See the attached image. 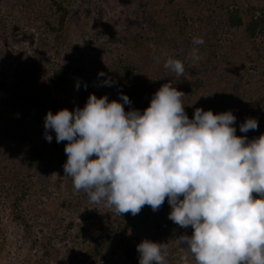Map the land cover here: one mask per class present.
Masks as SVG:
<instances>
[{
	"label": "rangeland",
	"instance_id": "374dc122",
	"mask_svg": "<svg viewBox=\"0 0 264 264\" xmlns=\"http://www.w3.org/2000/svg\"><path fill=\"white\" fill-rule=\"evenodd\" d=\"M61 2L68 15L62 30L55 32L45 22L59 28L60 13L49 0H0V264H85L77 259L83 252L77 230L96 223L112 224L111 229L119 231L123 227L135 246L145 239L167 243L170 264H194L178 240L192 229L168 219L167 198L162 206L166 212L158 217L150 206L142 208V213L151 214L147 221L131 213L116 215L102 203H91L87 194L80 198L83 191L75 192L71 178H64L67 141L57 143L55 132L49 130L53 139L47 142L44 118L49 110L56 114L83 108L90 94L123 103L121 92L131 101L125 111L143 112L153 94L171 82L185 94L182 102L189 119L194 118L191 105L204 104L215 114L231 111L236 132L245 118H256L258 129L244 135L258 138L264 134V37L248 39L243 28H229L224 17L236 9H258L264 16V0ZM150 17L157 22L151 25ZM158 28L157 40L153 31ZM175 28L185 31L187 38H203L204 44L195 47L198 55L203 48L209 52L207 68L201 69V60L185 63L181 76L169 70L161 74L159 67L167 56L176 59L180 52L168 43ZM133 35L152 41L138 53L130 41ZM126 64L135 67L128 78L122 68ZM58 69H67L60 90L52 87ZM114 70L120 80L111 76ZM106 79L113 86H103ZM18 175L28 179L20 221L14 219L10 195ZM61 203L80 207L66 210ZM86 264L126 263L119 258Z\"/></svg>",
	"mask_w": 264,
	"mask_h": 264
},
{
	"label": "clouds",
	"instance_id": "9594fccd",
	"mask_svg": "<svg viewBox=\"0 0 264 264\" xmlns=\"http://www.w3.org/2000/svg\"><path fill=\"white\" fill-rule=\"evenodd\" d=\"M204 42L192 40L194 46ZM197 53L194 47V62L201 59ZM163 66L178 76L185 72L171 56ZM184 95L165 83L141 112L125 111L131 101L122 92L123 103L90 94L83 108L49 110L44 138L52 142L51 130L57 143L67 141L64 178L91 203L135 216L146 205L158 211L167 198L168 219L193 230L178 240L194 264H264V134L237 136L231 111L196 108L189 119ZM257 129L256 118H245L239 128ZM136 250L139 264H168L167 243L145 239Z\"/></svg>",
	"mask_w": 264,
	"mask_h": 264
},
{
	"label": "trees",
	"instance_id": "16d2710c",
	"mask_svg": "<svg viewBox=\"0 0 264 264\" xmlns=\"http://www.w3.org/2000/svg\"><path fill=\"white\" fill-rule=\"evenodd\" d=\"M170 3H173L174 0H169ZM50 7L54 8L55 12L60 13V16H58V25L59 28H55L51 22L46 21V26L49 27L51 31H60L63 28L64 21L68 15V11L63 7L61 0H49ZM261 11L258 9H252V12H249V9L245 12L238 11L236 9L235 11L226 12L225 14V22L228 25L229 28H243V35H245L248 39H255L257 37H264V16L263 13H260ZM247 18L244 19V18ZM151 25L156 23V18L150 17V20H148ZM175 26V25H174ZM160 28H158V31H153L154 35H156V38L158 40V37L160 35ZM176 30V28H175ZM182 30V29H181ZM180 29L176 30V34L173 35L170 39H168V43L173 46V50L179 49L180 52L178 53L176 59L181 60V62L185 65V63L194 62L190 57L192 55L193 48L195 47L192 44V40L190 38H187V35L184 32H180ZM206 30V29H205ZM183 34L182 36H186L181 38L180 34ZM160 38V37H159ZM206 39V42L208 39L204 36ZM153 39V38H152ZM129 41V40H128ZM130 41L132 42V45L138 53L140 52V49L145 47V43L147 41H152L150 38H143L136 35H133L130 37ZM199 49V48H198ZM207 49L203 48V50L199 53V56L202 60V67L201 69L207 68L208 63L207 59H209L210 54L207 53ZM258 58V57H257ZM196 61V62H199ZM145 62V61H144ZM164 63L161 64L159 67V71L161 74H165L168 70L164 68ZM124 71V77L128 78V74L133 73L135 67L134 65L126 64L123 67ZM137 69V68H136ZM112 77L116 78L117 80H120V76L117 74L116 70L113 71ZM127 72V74H126ZM67 74V69H58L53 72V84L52 87L56 90H60L62 88L63 79ZM264 74V73H263ZM211 82L212 79H210ZM215 85L216 83L213 82ZM196 108H202L204 111L210 110L208 107H206L204 104L201 105H194L189 108L190 112L194 114ZM192 109V110H191ZM129 110V109H127ZM215 114V113H214ZM193 116V115H192ZM194 117V116H193ZM240 134V135H239ZM245 133H241L239 131L236 132V135L238 136H245ZM249 140V136H247ZM23 175H18L16 178V184H14V188L11 191V203H12V210L14 214L15 220H21L20 212H21V204L23 203V200L26 196V190H27V184L28 179H23ZM85 192L80 193V198L85 196ZM79 200H82L80 199ZM72 205L71 203H68L64 206V203H61L62 207L64 206L66 210L75 209L77 207H80V205ZM163 206V205H162ZM159 211H157L156 214L153 215V217H158L159 212L161 213L166 212V207H162ZM171 211V210H169ZM145 212V211H144ZM140 212L137 214L138 220H145L149 219L151 216L150 213H142ZM150 214V215H149ZM130 223V222H129ZM91 228L88 227H80L79 230H77V237L81 238V244L83 246V252L79 253L77 256V259L80 260L81 263H87L88 261L92 262H103V261H109L114 259L121 258L126 264H139V253L137 252V246H135L129 238L126 237L125 231L123 230V227L119 226V230L111 229L112 224H108L104 226L101 223L91 224ZM25 228L28 229V226L25 225ZM157 229L154 230V233L157 234ZM193 230H190L186 232L184 235H191ZM120 237V238H119ZM168 259V258H167ZM168 264H170V260L168 259Z\"/></svg>",
	"mask_w": 264,
	"mask_h": 264
}]
</instances>
